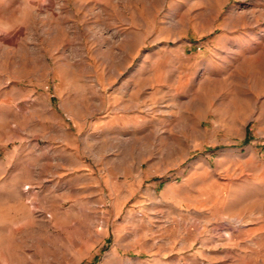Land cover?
Listing matches in <instances>:
<instances>
[{
  "label": "rangeland",
  "instance_id": "rangeland-1",
  "mask_svg": "<svg viewBox=\"0 0 264 264\" xmlns=\"http://www.w3.org/2000/svg\"><path fill=\"white\" fill-rule=\"evenodd\" d=\"M0 264H264V0H0Z\"/></svg>",
  "mask_w": 264,
  "mask_h": 264
}]
</instances>
